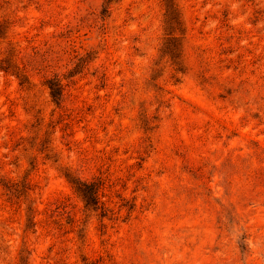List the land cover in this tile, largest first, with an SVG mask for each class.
Returning a JSON list of instances; mask_svg holds the SVG:
<instances>
[{
    "label": "rangeland",
    "instance_id": "374dc122",
    "mask_svg": "<svg viewBox=\"0 0 264 264\" xmlns=\"http://www.w3.org/2000/svg\"><path fill=\"white\" fill-rule=\"evenodd\" d=\"M176 4L0 0V264H264V0Z\"/></svg>",
    "mask_w": 264,
    "mask_h": 264
},
{
    "label": "trees",
    "instance_id": "16d2710c",
    "mask_svg": "<svg viewBox=\"0 0 264 264\" xmlns=\"http://www.w3.org/2000/svg\"><path fill=\"white\" fill-rule=\"evenodd\" d=\"M163 4V15L165 17L166 23L173 31L174 29L177 28V25L179 24V18H178V12H177V4L176 0H161ZM4 70L6 68H3ZM46 87L49 90V95L51 99L54 101L56 105L60 103V96L62 95V85L60 83L59 79H49L46 80ZM83 188L79 191L83 194V197L85 200L89 203H96V192H97V187L95 188V184H89V185H83ZM6 191L12 194V191H16V182H10L7 185H3ZM15 197V196H14Z\"/></svg>",
    "mask_w": 264,
    "mask_h": 264
}]
</instances>
